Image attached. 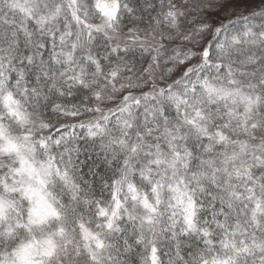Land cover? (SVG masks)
<instances>
[{
    "label": "clouds",
    "instance_id": "9594fccd",
    "mask_svg": "<svg viewBox=\"0 0 264 264\" xmlns=\"http://www.w3.org/2000/svg\"><path fill=\"white\" fill-rule=\"evenodd\" d=\"M0 264H264V0H0Z\"/></svg>",
    "mask_w": 264,
    "mask_h": 264
}]
</instances>
